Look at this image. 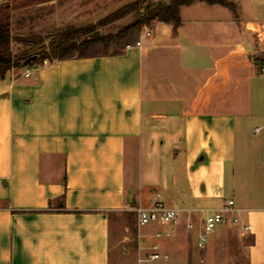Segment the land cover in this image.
Returning a JSON list of instances; mask_svg holds the SVG:
<instances>
[{"label":"crops","instance_id":"0c3cea01","mask_svg":"<svg viewBox=\"0 0 264 264\" xmlns=\"http://www.w3.org/2000/svg\"><path fill=\"white\" fill-rule=\"evenodd\" d=\"M227 1L234 12L193 0L175 30L0 78V264H112V220L152 189L195 224L169 228L189 240L200 210L231 199L245 263L264 264V6ZM162 153L166 181H143Z\"/></svg>","mask_w":264,"mask_h":264},{"label":"rangeland","instance_id":"374dc122","mask_svg":"<svg viewBox=\"0 0 264 264\" xmlns=\"http://www.w3.org/2000/svg\"><path fill=\"white\" fill-rule=\"evenodd\" d=\"M135 1L137 0H0V19L8 24L10 34L14 40L26 38L29 33L46 36L66 27L78 28L85 26L92 28V35L90 36H108L115 34L131 23L135 18V14L130 13L104 25H98V22L116 9ZM170 1L172 0H141L142 4L139 10L141 12L144 6L169 3ZM256 4L264 6V0H257ZM143 29L144 26L141 30ZM90 36H85V39L91 38ZM10 49L12 54L25 52V47L20 42L12 41ZM96 51L104 52L105 50L100 43H95L87 48L84 54ZM108 51H111V49ZM12 70L17 71L20 69L12 68ZM21 70L25 69L21 68ZM260 73L264 75L261 71ZM261 100V95L254 92L253 101L258 102ZM159 156V164L157 160L152 162L150 166L145 167V172L142 175L143 181L152 177L156 168H160V176L158 177L161 181H166L170 173V166L163 153ZM146 161H149V159H146ZM133 173L132 157L127 156L126 184L129 190L133 183ZM151 192L153 196L155 193H159L156 189H152ZM137 207V202L132 199L120 219L117 216L112 220V264L115 263L118 256H124L128 260L131 259L135 264H246V254L242 249L244 246L243 240L246 244L248 240L245 239V236L241 239L237 230V232L232 231L233 227L224 225L217 228L209 235L205 248L197 249L195 239L189 240L186 238L182 230L176 231L173 235L169 228L175 226L139 227L134 211ZM180 224L184 226L185 221H181L178 225ZM163 231H169L173 237H155L156 233ZM154 247H157V249L155 250ZM156 252L160 255H166L167 258L150 260L149 256Z\"/></svg>","mask_w":264,"mask_h":264},{"label":"trees","instance_id":"16d2710c","mask_svg":"<svg viewBox=\"0 0 264 264\" xmlns=\"http://www.w3.org/2000/svg\"><path fill=\"white\" fill-rule=\"evenodd\" d=\"M193 0H172L169 3H157L141 7V0L126 4L106 15L98 22V25L118 20L130 13L135 14L134 20L120 29L113 35L98 36L92 35L91 27H66L61 31H56L51 35L42 36L29 33L26 38L14 40L12 38L8 24L0 19V78L12 68L25 69L33 68L43 63H51L54 60H61L72 56H83L85 50L95 43H100L104 50L114 45H119L130 39L132 35L139 32L142 27H149L155 22L171 23L173 29L180 24L178 14L179 7L188 5ZM209 4H220L228 7L233 12L235 5L227 0H200ZM89 35L91 38L85 39ZM12 41L20 42L25 47V52L12 54L10 44ZM40 47L44 50L40 52L34 60H29V54ZM255 62H258L256 59ZM263 64L262 60L258 62Z\"/></svg>","mask_w":264,"mask_h":264},{"label":"built area","instance_id":"2783aa9c","mask_svg":"<svg viewBox=\"0 0 264 264\" xmlns=\"http://www.w3.org/2000/svg\"><path fill=\"white\" fill-rule=\"evenodd\" d=\"M146 37L151 36L150 29L145 27ZM139 45V42L136 43ZM29 68H26L24 76L29 75ZM261 72L264 73V67L261 68ZM135 215L137 225L139 227L145 226H176L181 221H185L184 227L188 232L195 229V224L190 220L189 216L184 220L183 214L173 208L167 207L161 199L159 193L154 194L153 202L148 207L138 206L135 208ZM199 220L197 221V234L195 238V247L197 249H204L209 240V235L219 227L228 225L236 227L240 236L244 237L250 233V225L247 222L242 221L240 217V210L235 207L234 202L231 199L225 200L219 209L215 210H200ZM171 234L169 231L158 232L155 234L157 238H168ZM156 250L157 247H154ZM150 260H158L167 258L166 255H160L159 253H153L149 256Z\"/></svg>","mask_w":264,"mask_h":264},{"label":"water","instance_id":"95a60500","mask_svg":"<svg viewBox=\"0 0 264 264\" xmlns=\"http://www.w3.org/2000/svg\"><path fill=\"white\" fill-rule=\"evenodd\" d=\"M43 50H44V47H40V48H38L37 50L31 52V53L29 54V60H34V59L37 57V55H38L40 52H42Z\"/></svg>","mask_w":264,"mask_h":264}]
</instances>
